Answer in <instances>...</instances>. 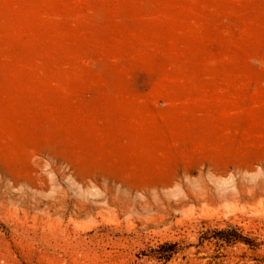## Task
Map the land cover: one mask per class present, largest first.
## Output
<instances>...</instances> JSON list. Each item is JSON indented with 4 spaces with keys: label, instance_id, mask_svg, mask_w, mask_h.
Segmentation results:
<instances>
[{
    "label": "rangeland",
    "instance_id": "obj_1",
    "mask_svg": "<svg viewBox=\"0 0 264 264\" xmlns=\"http://www.w3.org/2000/svg\"><path fill=\"white\" fill-rule=\"evenodd\" d=\"M0 264H264V0H0Z\"/></svg>",
    "mask_w": 264,
    "mask_h": 264
}]
</instances>
